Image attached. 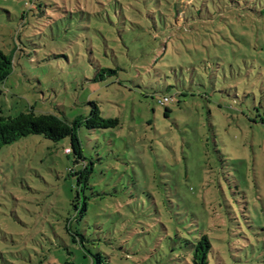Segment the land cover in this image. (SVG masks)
<instances>
[{"label": "rangeland", "instance_id": "rangeland-1", "mask_svg": "<svg viewBox=\"0 0 264 264\" xmlns=\"http://www.w3.org/2000/svg\"><path fill=\"white\" fill-rule=\"evenodd\" d=\"M0 50V115L119 120L0 148V264H264V0H0Z\"/></svg>", "mask_w": 264, "mask_h": 264}, {"label": "trees", "instance_id": "trees-1", "mask_svg": "<svg viewBox=\"0 0 264 264\" xmlns=\"http://www.w3.org/2000/svg\"><path fill=\"white\" fill-rule=\"evenodd\" d=\"M178 28L181 31L182 25L178 26ZM189 35L192 36L193 34L190 33ZM201 52L203 53L202 50ZM11 71V57L0 50V83L7 78ZM152 94L155 95L156 92L154 91ZM168 101L169 99L165 96L162 98L157 96V102L159 105L164 106ZM89 104L90 110L87 115L77 116L72 120H68L51 112L36 113L32 107L23 112H19L15 116L0 115V148L28 135H41L45 139L53 142L69 137L70 148L65 149L66 153H72L75 162H78L79 160L84 162L85 158L83 157L82 147L77 133L78 128L84 126L87 129H105L116 127L119 124L117 118L103 117L96 102H89ZM259 116L260 122L264 124V114L260 113ZM90 171V164H85L81 170L74 172L77 173V184L86 185ZM71 173L73 172L71 171ZM76 197H78V194ZM72 206L77 214L83 216L85 213L84 211L87 208V203L84 202V205L79 208L76 202L73 201ZM67 230L72 234L74 242L82 244L83 241L80 239L81 234L78 230H69V226L67 227ZM183 240L191 245V247H189L185 244L182 248L187 249L192 264H208L209 252L211 251L212 245L207 234H200L196 240L192 242L188 239ZM84 253L91 256L92 264H103V255L101 252L90 253L84 251ZM64 264L75 263L67 259Z\"/></svg>", "mask_w": 264, "mask_h": 264}]
</instances>
